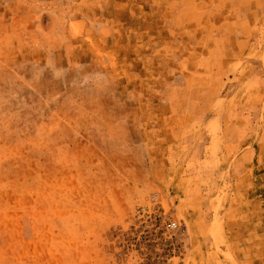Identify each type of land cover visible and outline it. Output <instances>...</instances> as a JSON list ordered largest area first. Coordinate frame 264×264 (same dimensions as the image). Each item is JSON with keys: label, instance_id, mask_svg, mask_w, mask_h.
<instances>
[{"label": "rangeland", "instance_id": "1", "mask_svg": "<svg viewBox=\"0 0 264 264\" xmlns=\"http://www.w3.org/2000/svg\"><path fill=\"white\" fill-rule=\"evenodd\" d=\"M0 264H264V0H0Z\"/></svg>", "mask_w": 264, "mask_h": 264}, {"label": "built area", "instance_id": "2", "mask_svg": "<svg viewBox=\"0 0 264 264\" xmlns=\"http://www.w3.org/2000/svg\"><path fill=\"white\" fill-rule=\"evenodd\" d=\"M147 203L148 206L142 207L140 211L145 210L149 216H152L153 220H155L156 228L158 230L169 237L179 233L180 228L178 223L168 217H165L162 213V209L161 211L157 209L159 204L157 203L156 194H151L148 197Z\"/></svg>", "mask_w": 264, "mask_h": 264}, {"label": "crops", "instance_id": "3", "mask_svg": "<svg viewBox=\"0 0 264 264\" xmlns=\"http://www.w3.org/2000/svg\"><path fill=\"white\" fill-rule=\"evenodd\" d=\"M232 117H233V115H232ZM212 120V122H213V118L211 119ZM216 120L218 121V119L216 118ZM220 121H222V119L220 118V120H219V123H220ZM242 121V120H241ZM227 128H229V130H230V132H229V130H227V129H223V128H221L220 129V132H221V135L222 136H228V137H241V140H242V142H241V145H240V154H249L250 153V151L249 150H247L249 147H248V145L247 146H245L246 144H248V138H249V136H250V130H249V128H248V125H247V123L245 124V125H243L242 123H241V125H240V127L237 125V124H235V127L234 126H232V124L231 123H229V125H228V127ZM228 131V132H225V133H222V132H224V131ZM246 141V142H245ZM245 150H247V151H245ZM238 155H239V153H238ZM250 155V154H249Z\"/></svg>", "mask_w": 264, "mask_h": 264}]
</instances>
